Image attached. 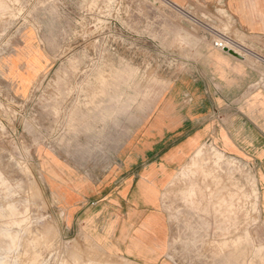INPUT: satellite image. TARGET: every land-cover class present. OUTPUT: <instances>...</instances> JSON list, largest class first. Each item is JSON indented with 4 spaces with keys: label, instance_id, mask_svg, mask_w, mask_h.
Segmentation results:
<instances>
[{
    "label": "rangeland",
    "instance_id": "374dc122",
    "mask_svg": "<svg viewBox=\"0 0 264 264\" xmlns=\"http://www.w3.org/2000/svg\"><path fill=\"white\" fill-rule=\"evenodd\" d=\"M193 4L0 0V264H133L79 232L80 204L69 189L76 179L57 160L78 168L116 152L114 142L124 141L168 81L204 49L221 48L222 36L245 48L257 77L244 95L261 94L264 105V39L244 32L223 5ZM200 148L163 196L166 263L264 264L254 167L212 143ZM220 183L239 194L226 220L220 201L235 193L221 196ZM218 221H228L229 234Z\"/></svg>",
    "mask_w": 264,
    "mask_h": 264
},
{
    "label": "crops",
    "instance_id": "0c3cea01",
    "mask_svg": "<svg viewBox=\"0 0 264 264\" xmlns=\"http://www.w3.org/2000/svg\"><path fill=\"white\" fill-rule=\"evenodd\" d=\"M165 1L175 7L223 5L244 32L264 39V0ZM204 52L159 91L124 141L114 142L116 152L94 155L78 168L57 160L56 168L76 179L69 189L80 204L79 232L113 259L167 264L163 196L204 143L254 167L264 212V105L261 94L244 95L257 77L255 67L216 46ZM218 223L228 234V221Z\"/></svg>",
    "mask_w": 264,
    "mask_h": 264
},
{
    "label": "bare ground",
    "instance_id": "6f19581e",
    "mask_svg": "<svg viewBox=\"0 0 264 264\" xmlns=\"http://www.w3.org/2000/svg\"><path fill=\"white\" fill-rule=\"evenodd\" d=\"M222 38L224 39V42H223V45L224 46H227V47H229V49H232L234 52H236V53H238V55H240V57L241 58H244V54L241 52V48H242V44H240V45H238V44H236L234 41H232V40H230L229 38H225L224 36H222ZM244 46V45H243ZM247 50V49H246ZM11 59V61H10V65H11V69L15 72V73H17V69H18V67H15L14 66V63H13V61H12V58H10ZM200 149H202V148H200ZM207 151V150H206ZM198 152V151H197ZM202 152V151H201ZM209 152H211V151H208L207 153H209ZM212 152H214V151H212ZM218 152V151H217ZM216 154V153H215ZM214 154V155H215ZM218 155V154H217ZM217 155H215L216 157H217ZM203 156V155H202ZM201 157V156H200ZM219 159H220V157H219ZM222 159V158H221ZM196 160V159H195ZM199 161H200V159H199ZM196 162H197V160H196ZM192 163V162H191ZM204 163H207V162H204ZM219 163V162H218ZM237 163V162H236ZM194 164V163H193ZM202 164V163H201ZM207 165V164H206ZM200 166H202V165H200ZM218 166V165H217ZM216 166V167H217ZM233 168V167H232ZM190 169V168H189ZM203 169V168H202ZM204 169H206V168H204ZM209 169V168H208ZM211 169H212V167H211ZM215 169H217V168H214V170ZM245 169V168H244ZM231 170V169H230ZM204 171H206V170H204ZM207 171H209V170H207ZM247 171V170H246ZM218 173H219V171H217ZM212 173V172H211ZM214 173V172H213ZM249 173V172H248ZM208 174V173H207ZM206 174V175H207ZM210 174V173H209ZM221 174V173H220ZM199 175V174H198ZM205 175V174H204ZM213 175H215V174H213ZM241 175V174H240ZM210 176H211V174H210ZM216 176V175H215ZM222 175H220L219 177H221ZM203 177H205V176H202V178ZM231 177V176H230ZM213 178V177H212ZM204 179V178H203ZM217 179H219L218 177H217ZM216 179V180H217ZM245 179V178H244ZM251 179V178H250ZM207 180V179H206ZM209 180V179H208ZM220 180H221V178H220ZM228 180V179H227ZM194 181V180H193ZM212 181V180H211ZM209 182V181H208ZM228 182V181H227ZM194 183V182H193ZM192 183V184H193ZM219 183V182H218ZM226 183V182H225ZM213 184V183H212ZM217 184V183H216ZM206 185V184H205ZM208 185V184H207ZM214 185V184H213ZM212 185V186H213ZM220 185V187L218 188V186ZM172 186V185H171ZM218 186H217V189H216V191H217V193H220V195L221 196H223L222 194L226 191V190H228L230 187H229V185H225V184H223L222 186H221V183L220 184H218ZM233 186V185H232ZM236 186V185H235ZM234 186V187H235ZM251 186V185H250ZM199 187V186H198ZM210 187V186H209ZM232 188V187H231ZM235 189V188H234ZM232 190H233V188H232ZM251 190V189H250ZM193 191V190H192ZM213 191H214V189H213ZM235 191H236V189H235ZM235 191L233 190V192L235 193ZM243 192H245V191H243ZM216 193V192H215ZM227 194H228V191L226 192ZM193 194V193H192ZM214 194V193H213ZM231 194H233V193H231ZM231 194H229V196L231 195ZM241 194V193H240ZM235 195V196H234ZM238 192L236 191V193L235 194H233V195H231V198L228 196L227 197V199H225V198H221V201H220V203H222L223 204V207L225 208V210H226V213H227V215L225 214V218H224V220H226L227 218H228V216H230L229 215V213L231 212V209L233 208V205H234V208L235 209H238ZM226 196V195H225ZM256 196V195H255ZM192 197V196H191ZM208 197V196H207ZM202 199V198H201ZM208 199V198H207ZM240 199V198H239ZM243 199V198H242ZM212 200V199H211ZM229 200V201H228ZM236 200H237V202H236ZM246 200V199H245ZM217 201V200H216ZM241 201V200H240ZM199 202V201H198ZM228 202V203H227ZM190 203V202H189ZM193 203V202H192ZM237 203V204H236ZM203 205V204H202ZM239 205H240V203H239ZM215 206V205H214ZM222 205H220L219 206V203H218V207H221ZM216 207V206H215ZM214 207V208H215ZM217 207V208H218ZM241 208V206L239 207V209ZM216 209V208H215ZM257 209V208H256ZM242 210V209H241ZM233 211V210H232ZM175 216V215H174ZM233 216H234V214H233ZM236 217H235V222H234V224H236L237 223V221H236V218H237V216H238V210H237V213H236V215H235ZM169 220V219H168ZM249 220V219H248ZM233 223V222H232ZM227 226V225H226ZM232 226V225H231ZM247 226V225H246ZM228 228V227H227ZM237 228V227H236ZM232 229V228H231ZM235 228H233V230H234ZM244 231V230H243ZM235 232V231H234ZM229 234V233H228ZM242 236V235H241ZM244 236V235H243ZM240 238V237H239ZM245 238H246V236H245ZM236 240H237V238H236ZM235 240V241H236ZM226 242V241H225ZM224 242V243H225ZM232 242H234V241H232ZM227 243V242H226ZM226 243H225V245H226ZM238 243V242H237ZM228 245H229V243H227ZM233 245V244H232ZM238 245V244H237ZM96 251V250H95ZM98 252V251H97ZM98 254V253H97ZM104 262V261H103ZM112 263V262H111ZM110 263V264H111Z\"/></svg>",
    "mask_w": 264,
    "mask_h": 264
},
{
    "label": "water",
    "instance_id": "95a60500",
    "mask_svg": "<svg viewBox=\"0 0 264 264\" xmlns=\"http://www.w3.org/2000/svg\"><path fill=\"white\" fill-rule=\"evenodd\" d=\"M226 51H228L230 54L240 57V55H238V53L234 52L232 49H228V48H224Z\"/></svg>",
    "mask_w": 264,
    "mask_h": 264
},
{
    "label": "built area",
    "instance_id": "2783aa9c",
    "mask_svg": "<svg viewBox=\"0 0 264 264\" xmlns=\"http://www.w3.org/2000/svg\"><path fill=\"white\" fill-rule=\"evenodd\" d=\"M177 8H179V7H177ZM219 46H220L222 49H224V48H228V49H229V47L224 46L223 44H220ZM242 49H245V48L242 47ZM258 59L261 60V61H263V58H258Z\"/></svg>",
    "mask_w": 264,
    "mask_h": 264
}]
</instances>
